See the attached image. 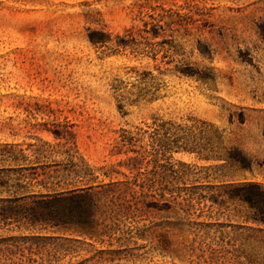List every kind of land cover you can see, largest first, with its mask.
I'll list each match as a JSON object with an SVG mask.
<instances>
[{"label":"rangeland","instance_id":"1","mask_svg":"<svg viewBox=\"0 0 264 264\" xmlns=\"http://www.w3.org/2000/svg\"><path fill=\"white\" fill-rule=\"evenodd\" d=\"M259 26L264 0H0V264H264ZM87 192L89 220L37 214Z\"/></svg>","mask_w":264,"mask_h":264},{"label":"trees","instance_id":"2","mask_svg":"<svg viewBox=\"0 0 264 264\" xmlns=\"http://www.w3.org/2000/svg\"><path fill=\"white\" fill-rule=\"evenodd\" d=\"M259 34L261 38L264 40V26H259ZM201 125H207L205 121L200 120ZM211 125V124H210ZM121 143L122 145L125 144H134L133 138L135 137L130 131L122 130L121 134ZM165 138H173L172 143L174 148H182L188 151H195L198 152L196 148V141L195 138H208V135L204 132L203 129L198 130V135H195L191 133V130L188 129L186 131L184 128H181L179 126H174L173 130L170 133V136ZM186 138L185 142H179L180 139ZM188 138H192V140L188 141ZM133 150V149H132ZM126 151V150H124ZM204 158H209L208 154H204ZM216 159H223L226 162L230 163L231 165H235L238 169L244 170V169H250L251 168V159L250 157L243 152L241 149L237 147H232V151H228L227 153H219L216 154ZM134 157H130L129 160ZM131 164H127L128 168H136L137 166L133 161H129ZM68 192H73V189L68 190H62L55 192L53 198L62 200V198L65 197V195ZM84 199H78L73 205V199H70V202H67L66 205L63 203L55 204V203H49V202H39L37 203V214L39 217H46V219L54 220L60 219L65 217L68 214L73 215V211L78 217H83L84 219H91L92 215V208L95 204V199L91 193H85ZM36 215V214H35ZM36 217H38L36 215Z\"/></svg>","mask_w":264,"mask_h":264}]
</instances>
